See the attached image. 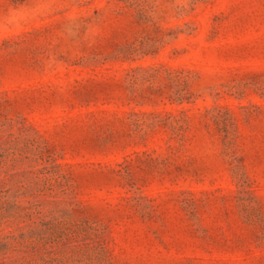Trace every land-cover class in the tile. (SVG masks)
Masks as SVG:
<instances>
[{
    "label": "rangeland",
    "instance_id": "rangeland-1",
    "mask_svg": "<svg viewBox=\"0 0 264 264\" xmlns=\"http://www.w3.org/2000/svg\"><path fill=\"white\" fill-rule=\"evenodd\" d=\"M0 264H264V0H0Z\"/></svg>",
    "mask_w": 264,
    "mask_h": 264
}]
</instances>
